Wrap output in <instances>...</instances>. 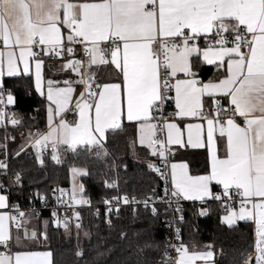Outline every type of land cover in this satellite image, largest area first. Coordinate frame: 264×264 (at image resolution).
Segmentation results:
<instances>
[{
	"label": "snow or ice",
	"instance_id": "1",
	"mask_svg": "<svg viewBox=\"0 0 264 264\" xmlns=\"http://www.w3.org/2000/svg\"><path fill=\"white\" fill-rule=\"evenodd\" d=\"M46 62L66 78L45 80ZM202 66H213L214 75L203 79ZM5 78H28L46 102V125L30 129L11 153L14 136L0 143V177L7 181L0 180V264H58L49 225L65 237L75 229L74 256L89 264L79 243L89 233L78 210L91 204L79 182L88 169L70 168V192L51 189L56 203L37 229L29 225L38 210L9 205L8 192L22 183L12 164L29 152L42 167L45 155L61 164L67 154L83 153L117 174L103 184L118 190L119 169L127 165L109 150L108 136L124 132L125 121L134 130L128 150H144L147 168L165 187L163 196L152 188L142 200L127 193L103 198L105 222L111 225L121 203L143 204L157 216V203L168 211L181 199L215 201L222 224L253 226L251 251L240 253L239 264H264V0H0V126H21ZM181 149L204 150L203 174L175 160ZM35 198L47 206L46 194ZM208 212L202 206L198 214ZM146 248L159 251L153 264H216L213 245L190 247L179 228L162 250L154 240L139 251ZM104 255L97 251L90 264H102Z\"/></svg>",
	"mask_w": 264,
	"mask_h": 264
},
{
	"label": "trees",
	"instance_id": "2",
	"mask_svg": "<svg viewBox=\"0 0 264 264\" xmlns=\"http://www.w3.org/2000/svg\"><path fill=\"white\" fill-rule=\"evenodd\" d=\"M214 71V67L202 66L200 75L207 80L214 75ZM43 72L45 79L53 78L58 74L55 67H50L47 62ZM105 75L108 74L105 73ZM5 83L7 87L13 88L16 97L15 110L24 117L21 126H12L6 133L3 126H0V143L3 142L6 134L15 137L14 143L11 140L8 142L11 153L12 149L24 142L30 129L41 131L45 129V100L36 94L28 78H5ZM125 124L124 132L108 136L109 150L116 152L123 164L127 165L126 169L123 167L119 169L118 190L106 189L103 184L104 179L110 181L117 179V174L109 172L102 162L83 153L79 156L67 154L63 157L61 164H56L51 160L50 155H45V164L42 167L35 161L34 155L29 152L12 164L14 170L21 172L22 183L10 189V200L13 204H18L20 208L28 205L34 193H49L54 187H69V170L72 166L88 169L90 175L81 177L79 180L85 188L84 198L91 200L89 209L80 210L83 230L87 231L89 236H82L79 243L85 252L84 260L89 264L96 258L97 251L105 253L100 258L102 264H138L143 260H147L148 264H153V261L160 258L159 251L146 248L141 252L139 249L143 247L146 240H154L160 242L162 250L166 239V234L160 226L159 215L153 216L149 211L139 209L136 214H132L121 209L118 215L111 216V225L105 224L101 210L98 214L93 211V208L98 207L105 197L127 193L129 196H135L136 199H143L152 188L156 189L158 195L163 191L162 182L147 168L145 159H150V157H146V152L138 148L136 155H133L128 150L127 143L133 138L134 130L127 126V123ZM183 156L189 162L191 173H204L206 167L204 152H184ZM117 163L119 164L120 160ZM223 213L218 203L211 202L207 216L199 217L193 211V204L187 203L183 211L185 222L182 237L190 247L193 243L197 248L204 244L213 245L216 264H239L240 253L251 251L253 226L247 221L227 227L220 222ZM45 220L34 218L31 221L36 224L37 229H43ZM47 231L52 236L51 246L58 264H84V261L78 262L74 256L77 245L75 229L71 237H65L62 228L57 230L51 225L48 226ZM121 231L127 234L125 239L120 238Z\"/></svg>",
	"mask_w": 264,
	"mask_h": 264
},
{
	"label": "built area",
	"instance_id": "3",
	"mask_svg": "<svg viewBox=\"0 0 264 264\" xmlns=\"http://www.w3.org/2000/svg\"><path fill=\"white\" fill-rule=\"evenodd\" d=\"M169 110H170V109H169ZM68 119H69V120L72 119L71 114H69ZM10 127H12V126L9 125L7 128H5V127L3 126V129H4L5 133L7 132L8 128H10ZM35 130H36V129H33L32 131H35ZM6 135L11 136L10 134H6ZM3 142H4V139H3ZM3 142H2V143H3ZM8 142H9V141H8ZM154 175H155V177H156L157 179H159V178L156 176L155 173H154ZM3 179H5V178H3ZM159 180H160V179H159ZM160 181H161V180H160ZM6 182H7V181L5 180V183H6ZM161 182H162V181H161ZM162 184H163V188H164L165 185H164L163 182H162ZM62 188H65V189L69 190V192H70V188H69V187H62ZM35 194H36V193H34V194L31 196V198H30V200H29V202H28V205H27L25 208H20V209H21V210H24V211H28V210H30V209H32V208H35L36 210L39 211V214H40V215H39V218H44V219L48 220V219L50 218L51 209H52V207L55 205L56 202H55V200L52 198L51 192H49V193H45V192H44V194H46V195L48 196V204H47L46 207H42V206H41V202H40L38 199L35 198ZM58 194H59V193H57V195H58ZM8 195H9V205L11 206L13 203H12L11 200H10V191L8 192ZM160 195L163 196V191H162V193H161ZM137 200H142V199H137ZM211 202H215V201H208V203H207L206 205H202L200 202H194V203H191V204H193V211H194L199 217H206L207 214L204 215V216H200V215L198 214V212H199V209H200L202 206H203V207H208V208H209ZM216 203H217V202H216ZM186 204H187V202H185L183 199H181V200H179L177 203H174V204H173V208H172V209H169L168 211H165V209H166V207H167L165 204H160V203H157V204H156V207L158 208V211H159L160 226H161L162 230L165 232L166 237L172 236V235L174 234V231H175L176 228H179V229L181 230V234H182V232H183V225H184V222H185V217H184V215H183V211H184V207H185ZM177 206H179L180 209H181V212H180V213H176V212H175V208H176ZM90 207H91L90 205L78 206V210L80 211L81 209H89ZM121 209H125L126 211H128V213L131 212L132 214H136L137 211H138L139 209H141L142 211H143V210H146V211H149V212L151 213L150 209H146V208L144 207L143 204H131V203H129V204L125 205V204L121 203V204H120V210H121ZM99 210H101V211L103 212V216H102V217H104V221H105V216H104V213H105V205H104L102 202H101V204H100L98 207H94V208H93V211H94L95 214H98V211H99ZM60 213H61V215H63V210H60ZM114 214H116V213L113 212L112 216H113ZM68 215H71V213L69 212ZM151 215H152V213H151ZM179 215H183V217H184L183 222H180V221H178V220L176 219V217H178ZM105 224H106V225H109V224L106 223V222H105ZM173 255H174V253H173Z\"/></svg>",
	"mask_w": 264,
	"mask_h": 264
},
{
	"label": "crops",
	"instance_id": "4",
	"mask_svg": "<svg viewBox=\"0 0 264 264\" xmlns=\"http://www.w3.org/2000/svg\"><path fill=\"white\" fill-rule=\"evenodd\" d=\"M207 67H213V66H207ZM44 73V72H43ZM64 78H66L64 75H62V74H57V75H54V77L52 78V79H55V80H63ZM45 80H47V79H45ZM62 86V85H61ZM34 87V86H33ZM35 90V89H34ZM36 92V91H35ZM36 94L40 97V95H39V93H37L36 92ZM42 98V97H41ZM45 108H46V102H45ZM45 120H46V112H45ZM125 123H127V121H125ZM45 130V129H44ZM43 130V131H44ZM27 136H28V134H27ZM26 136V137H27ZM25 137V138H26ZM199 151H201V152H204V150H194V149H187V150H183V149H181V150H179L177 153H176V156H175V160H177V161H180V160H185V158H183L184 156H183V153L184 152H193V153H196V152H199ZM205 153V152H204ZM193 157V159H195V155H193L192 156ZM150 159H151V157H150ZM186 161V160H185ZM191 174H193V173H191ZM201 174H203V173H200V174H193V175H201ZM3 177H0V180H4V179H2ZM80 179V178H79ZM79 182H80V180H79ZM71 184H72V180H71V174H70V185H69V188H70V190H71ZM185 201V200H184ZM185 202H187V203H194L195 201H185ZM225 213H223V215H224ZM222 216V215H221ZM220 222H221V220H220ZM241 222H247V221H237V223H241ZM236 223V224H237ZM222 224V223H221ZM235 224V225H236ZM223 225H225V226H227V227H229L228 225H226V224H223ZM234 226V225H233ZM29 227H34V228H36L37 226H36V224L35 223H32V221L30 222V225H29ZM205 245H207V244H204V245H202L200 248H197V250H203V246H205ZM28 248H29V250H35V251H43L44 249H41V247L40 246H36V245H32V244H30L29 246H28ZM197 264H200V262H197Z\"/></svg>",
	"mask_w": 264,
	"mask_h": 264
},
{
	"label": "rangeland",
	"instance_id": "5",
	"mask_svg": "<svg viewBox=\"0 0 264 264\" xmlns=\"http://www.w3.org/2000/svg\"><path fill=\"white\" fill-rule=\"evenodd\" d=\"M71 180H72V177H71ZM71 187H72V184H71Z\"/></svg>",
	"mask_w": 264,
	"mask_h": 264
}]
</instances>
